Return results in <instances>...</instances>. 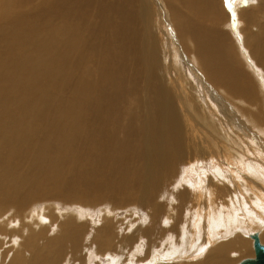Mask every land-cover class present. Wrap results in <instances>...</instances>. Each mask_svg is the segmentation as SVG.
<instances>
[{
    "label": "bare ground",
    "instance_id": "6f19581e",
    "mask_svg": "<svg viewBox=\"0 0 264 264\" xmlns=\"http://www.w3.org/2000/svg\"><path fill=\"white\" fill-rule=\"evenodd\" d=\"M164 1L158 4L170 15L176 31L171 38L195 59L197 68L191 69L202 92L214 88L240 100L237 106L217 100L221 127L200 108L203 101L197 103L192 85L183 92L184 85L177 83L182 82L179 67L171 58L167 62L170 53L157 37L154 0H0V210L6 218L33 212L25 226L29 229L20 218L0 221V264H59L65 257L71 264H88L83 253L92 252L97 264L192 259L200 252L194 237L184 236L168 253L154 239L179 226L178 207L190 201L192 218L201 221L212 205H229L236 194L239 201L228 208L240 217L229 219L231 224L246 221L248 230H258L250 235L252 248L253 237L264 246V162L246 160L264 150V88L258 92L238 58L242 51V58L248 54L264 69V0L255 7L251 0ZM236 17L244 25L239 49L220 24ZM205 20L212 26H203ZM240 117L259 128L261 136ZM244 138L255 143V151ZM182 165L188 169L182 171ZM227 166L233 173L221 169ZM167 182L184 187L178 184L180 190L163 200ZM229 192L223 203L220 194ZM245 194L252 199L244 202ZM46 203L75 212L56 210L55 216ZM43 204L48 210L40 221L42 213L33 210ZM142 206L150 220L146 227L136 216ZM119 209H129L141 227L119 236L127 228L111 217ZM91 211L99 214L98 225L91 222ZM163 217H171L172 225L162 227ZM188 223L182 236L197 232L199 223ZM213 223L204 229V245L207 234L217 229ZM239 235L229 241L216 235L225 242L212 244L194 264H227L230 252L248 255ZM142 238L147 248L140 257ZM121 251H128L123 259Z\"/></svg>",
    "mask_w": 264,
    "mask_h": 264
},
{
    "label": "rangeland",
    "instance_id": "374dc122",
    "mask_svg": "<svg viewBox=\"0 0 264 264\" xmlns=\"http://www.w3.org/2000/svg\"><path fill=\"white\" fill-rule=\"evenodd\" d=\"M159 1H161L163 4L165 3V1L164 0H154V2H155V5H154V13H155V16H154V19H155V22L156 23H154V24H156L155 25V27L157 26V29H156V33L158 34L157 35V37H158V39L159 40H162V41H160V43H161V46H163L164 45V47H162L163 49H164V51H166V52H169L170 53V55H168V57H167V62H169V58H171L172 59V64L173 63H175L176 62V64L174 65L175 67H176V69H178V67H179V69L176 71L178 74H180V72H181V74H180V77L182 78V82H180V81H177V83L179 84V86H181V88H182V85H184V91L183 92H187V91H189L190 92V84L192 85V87H193V89H195V91H194V93H195V98H196V100H197V103H200V102H202L203 101V103H200L201 104V109L202 110H204L205 109V111H203L205 114H209L210 116L208 117V118H210L211 119V121H213L215 124H216V126L218 125L219 127H221L222 125H221V117H220V112H219V108H218V106H217V100L218 101H220L222 104H224L225 105V103H226V105L227 106H237L238 105V103H240L239 101H238V99L237 100H232V99H227V98H225L224 96H222V94H221V92L219 91V90H215L212 86H210L209 88L211 89V88H213V89H211V92L213 93V94H215L216 96L214 97L215 98V101H214V98L213 97H211V96H209L210 95V93L211 92H209V90L206 88L203 92H202V89L199 87V85H198V82L196 81V76H195V74H193L192 73V69H191V67H193V68H197V65H196V63H195V59H193V57L192 56H190V54H187L186 52H181L177 47H176V45L174 44V41H173V39L171 38V36H172V34L171 33H173V36H175L176 37V31H175V29H174V26L170 23L171 22V20L169 19V17H170V15H169V13H168V15L166 14V13H163L164 11L162 10V8H161V4L162 3H159L158 4V2ZM237 1V0H236ZM236 1H233V4H236V6H237V4H238V2H236ZM238 1H240V0H238ZM257 2H258V0H256V2L255 3H252V5H253V7H255L256 6V4H257ZM255 4V5H254ZM166 5V4H165ZM254 9V8H253ZM159 10V11H158ZM167 12V11H166ZM264 13V12H263ZM165 15V16H164ZM153 19V20H154ZM163 20H166V21H163ZM168 21V22H167ZM228 19H226L225 21L223 20V21H221L220 22V24L223 26V28H224V30L226 31L227 30V32L229 33V36H230V39H231V41L233 42V44H234V46L236 47V49H239L238 48V46H240V44H241V39H242V34H241V32H242V29L244 28V25H242L241 24V21L240 20H238V18L236 17L235 18V22H234V20L233 19H231L230 18V22L228 23ZM204 22V24H203V26H212L211 25V23L209 22V21H203ZM227 22V23H226ZM262 22H263V20H262ZM226 23V24H225ZM234 23V24H233ZM236 25V26H235ZM165 26V27H164ZM221 28V26H217V29H220ZM240 28H242V29H240ZM240 29V30H239ZM160 30H162V31H160ZM238 30V31H237ZM240 31V32H239ZM164 33H165V35H164ZM253 33L256 35V33L253 31ZM163 42V43H162ZM166 42H168V43H166ZM261 42H264V40H261ZM168 45V46H167ZM170 49V50H169ZM175 49V50H174ZM245 49V48H244ZM243 49V50H244ZM181 55H180V54ZM185 53H186V55H185ZM243 52L242 51H240V53L238 54V58H239V61H240V63H241V65H242V67H243V69H244V71H245V74H246V76L247 75H249V77L250 76H252L250 79H252V80H254V82L256 83V85H257V87H258V92L259 91H261L263 88H264V72H263V68L261 67V66H259V65H257V64H255V62L253 61V59L252 60H250V58H249V55L247 54V55H245L246 57L245 58H242L241 57V55L243 56V54H242ZM244 53H246V51L244 52ZM186 57H185V56ZM180 56V57H179ZM189 56H190V58H189ZM181 57L183 58V57H185L183 60L181 59ZM188 57V58H187ZM242 59H244V60H242ZM247 59V60H246ZM187 62V63H186ZM249 62V64H247ZM255 64V65H254ZM174 66H173V70H174ZM252 66H258V67H255V69H253L252 68ZM250 67V68H249ZM190 68V69H189ZM261 69H262V71H261ZM180 71V72H179ZM175 70H174V73H173V76L178 80V78H177V76L175 75ZM199 71H197L196 73H197V75H199V76H201V75H203L202 73H198ZM248 72V73H247ZM192 74H193V76H192ZM181 75H183V76H181ZM187 76V77H186ZM191 76V77H190ZM262 76V77H261ZM183 77H185V78H183ZM188 77H190V78H188ZM248 77V76H247ZM248 77V78H249ZM188 78V79H187ZM191 78H193V79H191ZM256 78V79H255ZM185 79V80H184ZM187 79V80H186ZM256 80V81H255ZM261 80H263V81H261ZM261 81V82H260ZM260 82V83H259ZM210 84H208V86H209ZM207 86V87H208ZM191 87V88H192ZM195 87V88H194ZM196 89H198V90H196ZM213 91H215V92H213ZM217 91H218V93H217ZM263 91H264V89H263ZM208 93V94H207ZM262 96H264V93H263V95ZM205 98V99H204ZM225 98V99H224ZM206 100V101H205ZM207 103V104H206ZM232 103H234V104H232ZM237 103V104H236ZM206 104V105H205ZM208 105V106H207ZM223 105V106H224ZM211 107V108H210ZM254 108V107H253ZM252 107H251V109H253ZM216 109V110H215ZM248 109V111H250L249 110V108H247ZM208 110V111H207ZM238 114H240V108L239 109H237V111H236ZM211 113V114H210ZM217 114V115H216ZM216 116H218V117H216ZM240 119L241 120H243L244 122H245V124L247 125V127H249V128H251V131H255L254 133H256L257 135H260V132L261 131H259L258 129L259 128H257V127H253L252 126V124H250L249 122H248V124H247V121L245 120V118L244 117H240ZM217 126V127H218ZM257 128V129H256ZM219 130H220V128H219ZM258 131H259V133H258ZM261 136V135H260ZM245 139V140H244ZM243 139V142H246L247 144H251L250 145V147L249 148H252V150H254V148H255V143H253V141L250 139V138H244ZM241 143V142H240ZM230 150H232V149H230ZM255 151V150H254ZM252 156V157H251ZM226 157V156H225ZM225 157H224V159H225ZM257 157V158H256ZM224 159L222 160V161H224ZM207 160V159H206ZM206 160H201V161H204V162H208V161H206ZM246 160H253V161H256L257 163H262V162H264L263 160H264V150L261 152V153H259V155L258 156H253L252 154H248L247 155V157H246ZM260 161V162H258V161ZM262 160V161H261ZM264 164V163H263ZM230 167H233V166H230ZM199 168V167H198ZM185 169H188V166H184V165H182V167H181V170L182 171H184ZM221 169H224V172L225 171H227L228 173L230 172H232L233 173V171L235 170H232V171H229V166H227L226 168L224 167V168H221ZM181 171V172H182ZM199 175L201 176V177H205L204 176V174L202 175V173H199ZM167 184V186L165 187V186H162L163 188H164V193H163V195H162V198H163V200H168V199H170V198H172L173 197V194L175 193V192H178L179 190H180V188L178 187L177 188V186H178V184H180V185H182L183 187H184V184H182V183H176V184H174V183H166ZM172 185V186H171ZM174 185V186H173ZM176 188V189H175ZM173 189V190H172ZM171 194V195H170ZM226 194H227V196H226ZM225 195H223V194H220V196L222 197V198H224V199H222L223 200V203L224 202H226V197H228V196H230V192L229 193H226ZM232 196L234 197V194L232 193ZM250 199H249V198ZM244 198V202H248L249 200H251L252 199V196L250 195V194H245L243 197H242V199ZM239 199V197H238V195L236 194V197L235 198H233L232 200H230V202L232 203H234V204H237V203H235V200H237V202L239 201L238 200ZM246 199V200H245ZM229 202V205L227 204V203H225L224 205L222 204H214V205H212V207L214 208V210L212 209V211H209L208 212V216L206 217V216H203L202 217V219H201V221H200V219H198V218H196V217H194V218H192V216H191V209H193L192 208V203L189 201L188 202V204H186V205H184V206H180V207H178V210H179V212H177V213H179V216H177L176 215V218H175V220H176V223L179 225L175 230H171L169 233H167L162 239H154V242H155V244L156 245H158V247L157 248H161L162 250H163V253H168V252H172L173 250H175L176 248H177V246H179V242L181 243V241H183L184 239V236L186 237H188V236H191V237H194V243H193V245H194V247H196L195 249L196 250H198V251H200L199 252V254L198 255H196V256H193L192 257V259H190L191 257H189V259H185L184 258V255H183V257L181 258V259H177L178 257H176V259H172L170 262H164L163 260V258H160V259H162V260H160L161 261V263H159V264H173V263H175V264H182L184 261V263L183 264H194V263H196V262H198L199 260H201V258L204 256V254L207 252V250L208 249H210V246L212 245V244H219V243H221V242H225V241H221V242H219V240H217V237L218 238H220L221 236H225V240H227V241H229V240H231V239H229V237H231V238H233L234 237V234L236 235V236H238L239 234V236L248 244H246V247H247V254L248 255H245V256H239V254L238 253H236V252H230V253H232V254H230L229 253V258H228V260H229V263H227V264H234V262L236 261V264H238V263H240L241 261L243 262V260H245V259H250V258H253V248H252V239L250 238V235L251 234H253V233H256L258 230H256L254 227H251L252 229H249L248 230V228H246L245 226L247 225L246 224V221H240V224L243 226V224L245 225V226H243L244 227V229H243V227L239 224V225H236L235 227H233V225L231 224V221L229 220V219H232L233 218V216L234 217H240V214H238L237 212H236V210L235 211H233V213L232 212H230L229 211V208L228 207H230V205H232L231 203ZM190 203V204H189ZM47 204V206L50 208L51 206H52V209H53V211L55 212L54 214H55V216L57 215L56 214V210L58 211V210H62V212H63V209H64V212H75V211H72L73 209H68V208H66L65 206H58L57 207V205H51V203H46ZM233 204V205H234ZM239 205H242L241 204V202H239L238 203ZM44 205V204H43ZM41 206L40 208L38 207V209H36V210H33V211H35V212H41L42 213V215H40V213H39V220L41 221L42 219H44V216H43V214L44 213H46L47 212V208L45 207V205L44 206ZM51 205V206H50ZM176 205V204H175ZM218 205H221V206H219V208H218ZM228 205V206H227ZM14 207V206H13ZM183 207H185V208H183V210H182V208ZM207 207L208 206H206V207H204L205 208V210L207 209ZM15 208V207H14ZM108 209V208H107ZM110 209V208H109ZM185 209H187V210H185ZM218 209V210H217ZM228 209V210H227ZM45 210V211H44ZM103 210V209H102ZM215 210H217V211H215ZM3 211V210H2ZM1 210H0V221H2L1 223H14L15 221L16 222H18V220H19V218H20V220L19 221H24L25 223H24V227L25 226H29V221L30 220H32V219H30L29 220V217H30V215L33 213L32 212V210H31V213L30 214H28V215H26V214H23V213H20V215H16L14 212H12L11 213V215L9 216V215H7V218H6V214H5V212L3 213ZM25 211H27V209H25ZM44 211V212H43ZM119 213H118V212ZM116 212H113L112 214H114V215H112L111 217H114V218H116L117 220H122L121 222L123 223V221H124V223L123 224H125L126 225V230H125V227L123 228V230H121L122 232H121V234L119 235V236H126V235H129V233H132V232H134L135 230H137V229H139L141 226V223H140V225H136V223L135 222H140V219H138L137 217H142L143 218V223H142V227H146L147 225L149 226V222H150V220H148L149 218H148V210L147 209H145L143 206L142 207H138L137 208V210H136V216L137 217H134L133 216V214L131 213L130 214V210L129 209H119V210H117ZM129 211V212H128ZM181 211V212H180ZM203 211H204V209H203ZM229 211V212H228ZM227 212V213H226ZM2 213H3V215H2ZM14 213V214H13ZM121 213V214H120ZM125 213V214H124ZM139 213V214H138ZM207 213V212H206ZM205 213V214H206ZM225 215V216H223V214ZM235 213V214H234ZM13 214V215H12ZM142 214V215H141ZM184 214V215H183ZM238 214V215H237ZM181 215V216H180ZM231 215H232V217H231ZM12 216V217H11ZM20 216V217H19ZM42 216V217H41ZM99 214L97 213V215H96V211H91L90 212V217L93 219V221L91 220V222H93V224L94 225H98L99 224ZM118 216V217H117ZM123 216V217H122ZM144 216H146L147 218L145 219L144 218ZM167 216V215H166ZM168 216H171L170 214L168 215ZM167 216V217H168ZM230 216V217H229ZM3 217V218H2ZM13 217H16V219L15 218H13ZM24 217V218H23ZM125 217V218H124ZM224 217V218H223ZM42 218V219H41ZM171 217H169V219H167L166 217H163L162 219H161V226L162 227H167V226H171L172 224L170 223L171 222V219H170ZM251 218V217H250ZM249 218V219H250ZM172 219H173V217H172ZM187 219V220H186ZM198 219V220H197ZM208 219V220H207ZM225 219V220H224ZM6 220V221H5ZM7 220H8V222H7ZM11 220V221H10ZM138 220V221H137ZM169 220V221H168ZM186 220V221H185ZM191 220H193V222H194V224L196 223H199V226H198V228H196V230H197V232H195V233H191V234H187V235H185V234H183V236H182V233H184V230H183V228L184 229H186V225H187V223L189 222V221H191ZM129 221V222H128ZM149 221V222H148ZM197 221V222H196ZM28 224H27V223ZM211 222H214L213 224H214V227L215 228H217L214 232H209L208 234H207V244H203V241H205L204 239H203V235H204V229L206 228V226H207V223L210 225V223ZM218 222H220V223H218ZM222 222H223V225H222ZM227 222V223H226ZM233 222V221H232ZM251 222V221H250ZM148 223V224H147ZM225 223V224H224ZM18 224V223H17ZM129 224V226H127ZM164 224V225H163ZM181 224V225H180ZM189 224V223H188ZM231 224V225H230ZM13 225V224H12ZM38 225V224H37ZM167 225V226H166ZM201 225V226H200ZM223 227H222V226ZM225 225H227V226H225ZM251 225H253L254 226V224L251 222ZM39 226H41V223L39 222ZM139 226V227H138ZM229 226V227H228ZM239 226H241V227H239ZM264 226V225H263ZM262 226V227H263ZM232 228V230H231V228ZM255 227H256V225H255ZM10 228H12V227H10ZM26 229H29L28 227H25ZM137 228V229H136ZM178 228H179V230H180V233H179V230H178ZM182 228V229H181ZM221 228V229H220ZM227 230H226V229ZM240 228V229H239ZM254 228V229H253ZM132 229V230H131ZM223 231V233H221L222 231ZM255 230V231H254ZM55 231L56 230H53V229H51L50 230V233H52L51 235H53L54 233H55ZM199 231V232H198ZM232 231V232H231ZM252 232V233H251ZM198 233V234H197ZM220 233L222 234V235H220ZM169 234V235H168ZM246 235L247 234V236H244V235ZM193 235V236H192ZM212 235V236H211ZM216 235H218L217 237H216ZM242 235V236H241ZM249 235V236H248ZM172 236V237H171ZM209 236V237H208ZM227 236V237H226ZM170 237V238H169ZM173 240H172V239ZM228 238V239H227ZM16 240V239H15ZM210 240V241H209ZM177 241H179V242H177ZM146 243H147V240L145 239V238H142V242H141V246H143V249H142V252L140 253V257H143V255H144V251L146 250V248H147V245H146ZM166 243V244H165ZM169 243H172V244H169ZM174 243H176L175 245H174ZM167 245V246H166ZM206 245H208V246H206ZM264 245V244H263ZM11 246V245H10ZM249 246V247H248ZM167 249H166V248ZM156 248V247H155ZM179 248V247H178ZM249 249H252V250H249ZM129 250H131V249H129ZM128 250V251H129ZM165 250H169V251H165ZM14 251V250H13ZM127 251V252H128ZM189 251V250H188ZM122 253H121V255H119L120 257H121V259H123V258H125L126 257V255H128V253L127 252H123V251H121ZM0 253H2L1 252V250H0ZM131 253V252H130ZM129 253V254H130ZM184 253V252H183ZM27 252L25 253V256L27 257ZM238 255V256H237ZM83 256L86 258V256L88 257L87 259H88V264H97L96 262H98V260H96L95 259V256H97V254L95 253V252H92L91 254L89 253L88 255H85V253H83ZM98 256H100L101 258H102V260L101 261H105V259L106 258H103L104 256L103 255H98ZM103 256V257H102ZM125 256V257H124ZM0 257H2V254L0 255ZM195 257V258H194ZM240 257V259H238ZM241 257H243V258H241ZM65 258H67V259H65ZM59 264H71L70 263V261H69V257H65ZM197 258V259H196ZM89 260H90V262H89ZM181 260V261H180ZM232 260V261H231ZM253 260H254V258H253ZM100 260H99V262H101ZM231 261V262H230ZM247 261H252V260H247ZM65 262V263H64ZM145 262L146 261H144L143 263L142 262H136V260H135V264H145ZM245 262V261H244Z\"/></svg>",
    "mask_w": 264,
    "mask_h": 264
},
{
    "label": "water",
    "instance_id": "95a60500",
    "mask_svg": "<svg viewBox=\"0 0 264 264\" xmlns=\"http://www.w3.org/2000/svg\"><path fill=\"white\" fill-rule=\"evenodd\" d=\"M253 249L255 254L254 261H246L242 264H264V246H262L257 237H253Z\"/></svg>",
    "mask_w": 264,
    "mask_h": 264
},
{
    "label": "snow or ice",
    "instance_id": "6c2138e0",
    "mask_svg": "<svg viewBox=\"0 0 264 264\" xmlns=\"http://www.w3.org/2000/svg\"><path fill=\"white\" fill-rule=\"evenodd\" d=\"M244 2H245V3H248V2H249V0H244ZM251 2H252V3H255V2H256V0H251Z\"/></svg>",
    "mask_w": 264,
    "mask_h": 264
}]
</instances>
